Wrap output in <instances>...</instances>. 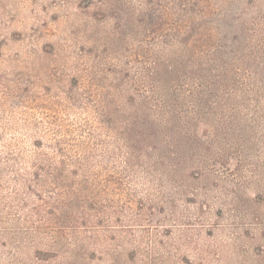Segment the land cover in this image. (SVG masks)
I'll use <instances>...</instances> for the list:
<instances>
[{
  "label": "rangeland",
  "instance_id": "1",
  "mask_svg": "<svg viewBox=\"0 0 264 264\" xmlns=\"http://www.w3.org/2000/svg\"><path fill=\"white\" fill-rule=\"evenodd\" d=\"M0 264H264V0H0Z\"/></svg>",
  "mask_w": 264,
  "mask_h": 264
},
{
  "label": "trees",
  "instance_id": "2",
  "mask_svg": "<svg viewBox=\"0 0 264 264\" xmlns=\"http://www.w3.org/2000/svg\"><path fill=\"white\" fill-rule=\"evenodd\" d=\"M178 1L180 2V5L183 8L189 6V4H190V0H178ZM187 29H189V30H187ZM194 32H195V27L192 26V24H189L188 27L186 28V30L182 33V36L180 37V41L185 42V43L188 42L189 38L194 34ZM170 67L173 68V66H170ZM151 79H152V81H154V84H152V86H156L155 84L159 83L162 85L164 84L165 87L168 88L169 86H171V83H172V80L167 79L165 77H160L158 79H155L154 77H152ZM136 87L137 86H135V89H136L135 93H139V92H137L138 91L137 89H140V88H136ZM139 87H141L140 84H139ZM132 99H135V94H131L127 100H132ZM132 123H134V122H132ZM59 149L62 152H64L63 148H59ZM71 162L75 163V162H78V160H74L72 158H67V156H62V158H60V160H59V164H51V171L55 174L62 173V172H64L66 165L71 164ZM57 185H59V184H57Z\"/></svg>",
  "mask_w": 264,
  "mask_h": 264
}]
</instances>
